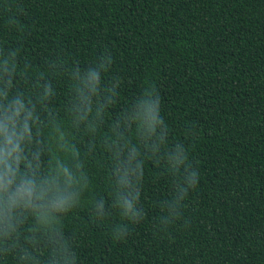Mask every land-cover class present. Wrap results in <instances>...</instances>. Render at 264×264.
<instances>
[{
	"label": "trees",
	"instance_id": "1",
	"mask_svg": "<svg viewBox=\"0 0 264 264\" xmlns=\"http://www.w3.org/2000/svg\"><path fill=\"white\" fill-rule=\"evenodd\" d=\"M11 50L12 91L36 101L45 171L57 157L72 165L73 155L58 150L60 134L84 164L88 189L61 223L76 264H264V0H0V52ZM107 55L101 87L118 81V95L93 133L70 111V74ZM41 73L55 91L45 106ZM146 90L159 98L167 126L154 156L126 123ZM117 132L126 138L121 158L136 147L143 160L144 215L136 223L114 206ZM177 144L198 182L178 205L179 218L162 227L184 178V167L174 174L166 159ZM98 200L105 217L95 214ZM121 224L129 232L117 240ZM37 254L45 259L49 250ZM0 264H18L16 253Z\"/></svg>",
	"mask_w": 264,
	"mask_h": 264
},
{
	"label": "clouds",
	"instance_id": "2",
	"mask_svg": "<svg viewBox=\"0 0 264 264\" xmlns=\"http://www.w3.org/2000/svg\"><path fill=\"white\" fill-rule=\"evenodd\" d=\"M16 51L0 52V258L16 253L18 264H76V256L68 239L64 236L62 217L82 203V197L88 189V178L84 164L79 159V150L69 146L63 135H57L59 151L73 155L71 166L59 157L49 161L45 171L42 156L47 147L41 139L36 112V101L25 97L23 92H13V80L17 75ZM110 55L104 56L92 67L83 72L77 67L71 72L75 95L71 109L79 123H85L88 130L95 133L105 109L115 102L116 88L119 82L113 81L101 87V76L111 64ZM58 64L52 65L53 69ZM43 89L39 103L55 95L51 80L44 74L39 75ZM154 91H145L142 100L129 109L128 126L135 125L144 141L150 156L161 151L167 143V126L161 118L160 100L154 98ZM95 109V110H94ZM124 119V117H121ZM121 128L124 125H120ZM33 128L36 132L33 133ZM52 131H58L52 124ZM122 132H117L110 147L117 161L115 175L117 188L114 206L131 222L143 218V210L138 207L140 186L142 184L143 160L138 148L130 149L126 159H122L123 149L127 146ZM95 146L90 144L89 149ZM174 174L184 167L183 183L176 182V195L166 204L168 215L161 221L167 227L172 219L179 218L178 205L194 189L198 182V173L186 164L187 156L183 145L177 144L166 154ZM97 217H105L103 200L94 201ZM129 232L127 225H117L113 236L119 240ZM42 247L49 250L47 258L37 253Z\"/></svg>",
	"mask_w": 264,
	"mask_h": 264
}]
</instances>
